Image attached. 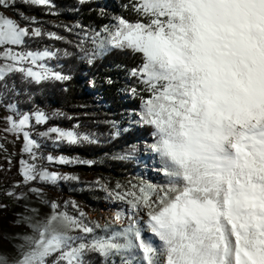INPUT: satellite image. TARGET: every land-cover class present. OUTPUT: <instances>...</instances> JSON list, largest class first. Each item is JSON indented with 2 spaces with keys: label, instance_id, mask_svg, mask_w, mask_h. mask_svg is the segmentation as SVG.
I'll return each mask as SVG.
<instances>
[{
  "label": "snow or ice",
  "instance_id": "obj_1",
  "mask_svg": "<svg viewBox=\"0 0 264 264\" xmlns=\"http://www.w3.org/2000/svg\"><path fill=\"white\" fill-rule=\"evenodd\" d=\"M17 2L0 0V139L23 141L21 179L4 195L27 199L15 190L23 185L49 211L25 205L31 214L14 223L27 231L0 233L9 242L0 244V264H264V0H122L118 14L93 9L108 23L63 25L77 37L76 53L30 47L44 37L73 42L46 31ZM19 3L57 14L53 0ZM113 51L134 62L121 89L138 101L128 125L150 130L144 152L162 180L137 177L111 186L97 178L93 184L105 199L123 207L93 219L76 201L47 199L35 185L80 181L46 165L94 163L45 155L48 142L100 144L99 135L81 131L79 123L49 126L58 116L74 118L40 108L29 86L70 81L62 56L92 65ZM106 82L114 83L111 77ZM108 123L111 139L129 131ZM0 151L10 171L3 143ZM137 151L132 144L113 158L132 160Z\"/></svg>",
  "mask_w": 264,
  "mask_h": 264
},
{
  "label": "trees",
  "instance_id": "obj_2",
  "mask_svg": "<svg viewBox=\"0 0 264 264\" xmlns=\"http://www.w3.org/2000/svg\"><path fill=\"white\" fill-rule=\"evenodd\" d=\"M57 14H46L42 8H31L23 4H17V8L29 15H34L43 22V28L49 32H56L73 42L57 41L44 37L30 42L33 49H67L70 53H76L75 33L69 34L63 25H74L80 22L84 25L98 26L108 23L107 19L100 18L96 11L100 7L107 9L109 13L118 14L121 11L122 0H92L90 5H81L79 0H53ZM56 62L53 61V65ZM59 63L63 66L66 74H71L72 79L68 82L46 83L41 86L31 85L29 90L33 92L36 105L51 113L54 110L66 113L74 119L55 117L49 125L56 124L70 128L79 123L81 131L93 132L99 135L100 144H61L56 149L60 153L78 156L81 160H91V165L81 164L76 166L79 182L62 184L64 194L72 195L86 213L97 212L100 201L105 192L100 190L94 181L100 178L104 182H110L111 186L116 181L126 182L131 179L135 182L137 177H143L154 183L161 182L162 176L155 175L153 158L151 154L144 152V142L151 143L150 130L144 127L128 125L127 115L129 110L138 105V101L131 99L127 93L121 91L126 80V70L134 66L132 58L118 51H113L98 58L92 65L75 56H62ZM119 66V67H118ZM111 77L114 81L109 85L106 81ZM94 81V86L88 85ZM17 82L18 77H17ZM65 89H67L65 91ZM26 99V97H22ZM27 110L30 105H22ZM0 109V115H4ZM117 121L122 127H129V131L121 133V136L111 139L108 133L111 130L109 121ZM5 126L0 120V129ZM3 132H0L2 136ZM136 144L138 151L136 158L132 160H119L113 157ZM93 180H87L88 176ZM161 177V179H160ZM91 213L90 215H92ZM96 214V213H95Z\"/></svg>",
  "mask_w": 264,
  "mask_h": 264
},
{
  "label": "rangeland",
  "instance_id": "obj_3",
  "mask_svg": "<svg viewBox=\"0 0 264 264\" xmlns=\"http://www.w3.org/2000/svg\"><path fill=\"white\" fill-rule=\"evenodd\" d=\"M17 4H22V3H19V0H18ZM13 14L14 13H11V12L9 13V15H13ZM51 63L53 64V62H51ZM88 85H90V82L88 83ZM49 126H51V125H49ZM38 127H39V130H44L43 126H38ZM3 128H1V129H3ZM3 135H4V133L2 134V136ZM12 140H14V137L11 135H8L7 140L0 139V143H3L5 145V147L9 148L11 151H13V150L16 151L18 146H20V149H21L22 143H23L22 137L20 140H16L14 144L11 142ZM64 144H66V143H64ZM56 148H58V147L54 146L51 142H48L43 149L44 154L46 155L47 153L51 152L52 150L56 151ZM19 154H20V150H19ZM62 154H64V153H62ZM65 155H68V154H65ZM75 158L81 160L76 155H75ZM77 165H81V164L60 165L59 169L62 170L61 171L62 173H71L73 175L78 176V172L76 170ZM154 174L160 175L157 172ZM91 179L93 180V177L91 175L87 177V180H91ZM160 179H161V177H160ZM71 182H74V181H68V182L61 181L55 186L40 185V184H37L35 186L44 188V192L46 194L47 199H55L58 202L63 203V201H66V200H74L75 201V199L72 197V195L64 194V191L61 187L62 184L71 183ZM22 187L23 188H21V189L18 188L16 190V192L18 194L20 191L26 193L27 199L18 201L14 198V207L11 210L10 217L8 219H2L0 217V233L6 232L9 234H14V233H22L24 231H27V228L25 225H16L14 223V221L19 219V217L21 215H30L31 214V213H28L26 211V209H25L26 204L29 205L30 207L39 208L42 214L47 213L49 211L48 207L41 202V200L36 196V194L28 192L27 187H24L23 185H22ZM105 195L102 198V200L100 201V207H99V210L97 212H94V211L87 212L89 214V216L91 213H93L92 217L90 216L91 218L101 219L103 216H110L115 211L114 208H116L118 206L123 207V205H114L112 201L106 200ZM69 211H72V209L69 208ZM0 244H2L5 248H7L9 246V242L7 240H4L2 237H0Z\"/></svg>",
  "mask_w": 264,
  "mask_h": 264
},
{
  "label": "crops",
  "instance_id": "obj_4",
  "mask_svg": "<svg viewBox=\"0 0 264 264\" xmlns=\"http://www.w3.org/2000/svg\"><path fill=\"white\" fill-rule=\"evenodd\" d=\"M19 150H20V146L17 147L16 151H14V150L11 151L9 148H7V153L11 154V161H12L11 170L10 171H5L6 169L9 168V164H8V160H7V154L4 153L3 151H0V181H11V182H14L16 180H20L21 179V177L19 175V172H18V170H19V159H20L19 158L20 157ZM49 153H51L54 156L64 155V156L75 158V156L65 155V154H62V153L58 152L57 150L56 151L52 150ZM60 165L61 164H59V163H55V164L46 165V166L49 167V169L52 170V171L61 172L62 170L59 169ZM21 188H23L22 185H21L20 189ZM17 189H15V190H17ZM12 200L14 202V198L13 197H12Z\"/></svg>",
  "mask_w": 264,
  "mask_h": 264
},
{
  "label": "built area",
  "instance_id": "obj_5",
  "mask_svg": "<svg viewBox=\"0 0 264 264\" xmlns=\"http://www.w3.org/2000/svg\"><path fill=\"white\" fill-rule=\"evenodd\" d=\"M24 158L27 159V156ZM12 184L11 181H0V217L2 219H8L11 215V209L14 207L12 197L4 195V191L9 189Z\"/></svg>",
  "mask_w": 264,
  "mask_h": 264
},
{
  "label": "bare ground",
  "instance_id": "obj_6",
  "mask_svg": "<svg viewBox=\"0 0 264 264\" xmlns=\"http://www.w3.org/2000/svg\"><path fill=\"white\" fill-rule=\"evenodd\" d=\"M13 208V207H12ZM12 210V209H11ZM114 210H116V208H114ZM92 217V215H90Z\"/></svg>",
  "mask_w": 264,
  "mask_h": 264
}]
</instances>
